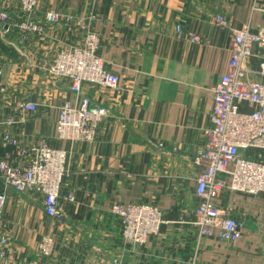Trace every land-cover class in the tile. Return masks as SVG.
Returning <instances> with one entry per match:
<instances>
[{"label":"crops","instance_id":"0c3cea01","mask_svg":"<svg viewBox=\"0 0 264 264\" xmlns=\"http://www.w3.org/2000/svg\"><path fill=\"white\" fill-rule=\"evenodd\" d=\"M1 6L16 20L26 17L20 0ZM52 12L72 21L27 35L0 22V118L20 101L35 103L37 110L9 131L23 147L46 141L68 153L62 219L47 215L43 194L10 191L5 264H264V194L225 189L214 201L244 225L237 243L220 239L219 230L204 236L195 224L203 171L195 158L211 127L215 90L235 32L264 28V0H40L31 18L44 23ZM218 16L229 25H217ZM83 27L99 33V56L121 82L115 89L83 85L108 114L93 142L64 141L56 130L59 109L77 96L71 80L49 67L61 49L82 44ZM259 60L247 67L257 71ZM3 133L0 157L10 150ZM245 156L264 162L262 150ZM70 193L74 202L65 199ZM130 203L153 205L165 220L157 236L136 247L124 243L122 219L112 212ZM45 235L55 240L52 256L40 252Z\"/></svg>","mask_w":264,"mask_h":264},{"label":"built area","instance_id":"2783aa9c","mask_svg":"<svg viewBox=\"0 0 264 264\" xmlns=\"http://www.w3.org/2000/svg\"><path fill=\"white\" fill-rule=\"evenodd\" d=\"M20 1L26 17L16 20L2 8L0 0V22L7 25L8 30L14 28L26 35L42 34L49 25L72 21L70 16L52 12L47 14L44 23L37 22L31 14L40 0ZM215 22L222 27L229 25L223 16L216 17ZM83 29L82 44L61 49L49 67L52 74L71 80V90L77 96L74 105L65 103L59 109L56 130L58 138L64 141L93 142L108 114L106 108L94 104L83 94V85L99 84L115 89L121 82L99 56V33ZM191 40L198 42L200 37L192 35ZM255 56L259 57L260 64L254 72L246 63ZM252 73L260 79H251ZM36 110L35 103L20 101L10 117L0 118V128L4 129L3 141L10 148L0 157V264H5L4 247L10 241L5 215L11 190L18 194H43L47 215L56 220L63 218L60 201L67 173V151L55 149L46 141L23 147L9 131L26 121L30 112ZM205 137L204 149L195 158V163L203 168L197 178L196 194L200 202L195 210V224L204 236H212L215 230H219L220 239L237 243L244 225L228 216L214 201L225 189L245 195L264 194V162H255L245 156V152L250 150L264 151V28L254 32L243 26L235 32L231 59L215 90L211 127ZM230 164H234L235 169L230 170ZM227 178L232 179L230 185ZM65 199L74 202L75 195L70 193ZM112 212L122 219L124 243L133 247L157 236L165 223L163 213L150 204H115ZM39 247L43 255L52 256L54 238L45 235ZM108 264H119V261L113 260Z\"/></svg>","mask_w":264,"mask_h":264},{"label":"rangeland","instance_id":"374dc122","mask_svg":"<svg viewBox=\"0 0 264 264\" xmlns=\"http://www.w3.org/2000/svg\"><path fill=\"white\" fill-rule=\"evenodd\" d=\"M16 138V137H15ZM18 140V139H17Z\"/></svg>","mask_w":264,"mask_h":264}]
</instances>
